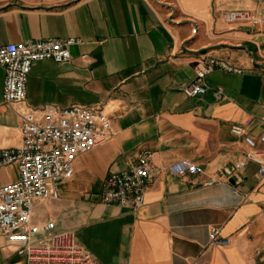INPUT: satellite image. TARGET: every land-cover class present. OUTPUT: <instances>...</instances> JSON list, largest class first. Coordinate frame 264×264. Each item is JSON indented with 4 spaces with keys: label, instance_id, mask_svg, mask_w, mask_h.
Returning a JSON list of instances; mask_svg holds the SVG:
<instances>
[{
    "label": "crops",
    "instance_id": "obj_1",
    "mask_svg": "<svg viewBox=\"0 0 264 264\" xmlns=\"http://www.w3.org/2000/svg\"><path fill=\"white\" fill-rule=\"evenodd\" d=\"M261 6L262 0H0V45L79 39L69 61L32 65L26 103L100 106L112 127L109 139L75 159L58 199L36 200L33 221L72 230L99 264L264 263V180L254 161L234 169L246 145L230 130L239 123L257 137L264 128V25L224 19L227 10ZM208 57L241 72L216 69L205 78L206 93L186 95L182 84ZM4 76L0 65V148L21 142L20 117L2 98ZM216 86L223 89L219 98ZM145 150L154 171L144 204L132 211L101 201L103 178L130 169ZM184 159L203 172L171 173ZM17 177L16 164L0 167V184ZM213 227L229 241L212 244ZM0 264H24L3 236Z\"/></svg>",
    "mask_w": 264,
    "mask_h": 264
},
{
    "label": "built area",
    "instance_id": "obj_2",
    "mask_svg": "<svg viewBox=\"0 0 264 264\" xmlns=\"http://www.w3.org/2000/svg\"><path fill=\"white\" fill-rule=\"evenodd\" d=\"M224 19L229 23L263 26L264 0L260 8L227 10ZM78 40L47 37L0 45V65L5 71L2 98L21 120L20 144L0 148V167L16 164L18 169L15 180L0 184V236L16 245L24 264H99L96 257L78 243L72 230L56 229L54 221L41 225L33 221L36 200L58 199L59 183L74 176L75 159L112 135L110 120L100 106L33 107L26 103L32 65L43 60L69 61L70 46ZM216 69L241 72L223 58L208 57L196 71L195 79L182 84V91L188 96L206 93L209 87L205 78ZM213 94L221 97L222 87H214ZM230 130L242 136L246 145L244 160L234 169L244 168L247 161H254L259 164V179L264 180V128L257 137L239 123H233ZM169 170L173 174H199L204 168L184 159L171 165ZM153 171L151 152L145 150L130 169L110 172L103 178L101 201L137 211L145 202L144 193ZM209 238L214 245L229 241L220 236L218 227L211 228Z\"/></svg>",
    "mask_w": 264,
    "mask_h": 264
},
{
    "label": "rangeland",
    "instance_id": "obj_3",
    "mask_svg": "<svg viewBox=\"0 0 264 264\" xmlns=\"http://www.w3.org/2000/svg\"><path fill=\"white\" fill-rule=\"evenodd\" d=\"M67 184L65 183V184H63V183H60L59 184V189L61 188V189H66L67 188ZM263 256H264V249H263ZM263 260H264V257H263Z\"/></svg>",
    "mask_w": 264,
    "mask_h": 264
},
{
    "label": "water",
    "instance_id": "obj_4",
    "mask_svg": "<svg viewBox=\"0 0 264 264\" xmlns=\"http://www.w3.org/2000/svg\"><path fill=\"white\" fill-rule=\"evenodd\" d=\"M259 264H264V263H259Z\"/></svg>",
    "mask_w": 264,
    "mask_h": 264
}]
</instances>
